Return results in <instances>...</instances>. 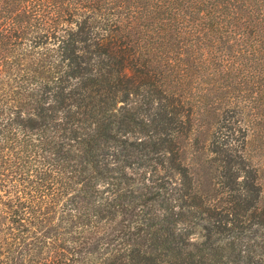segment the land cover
I'll return each instance as SVG.
<instances>
[{
    "label": "trees",
    "instance_id": "1",
    "mask_svg": "<svg viewBox=\"0 0 264 264\" xmlns=\"http://www.w3.org/2000/svg\"><path fill=\"white\" fill-rule=\"evenodd\" d=\"M0 264H264V0H0Z\"/></svg>",
    "mask_w": 264,
    "mask_h": 264
}]
</instances>
